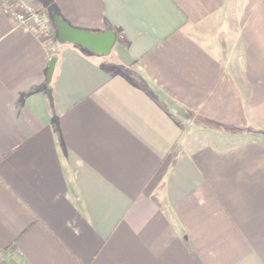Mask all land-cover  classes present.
I'll list each match as a JSON object with an SVG mask.
<instances>
[{
	"label": "crops",
	"instance_id": "obj_1",
	"mask_svg": "<svg viewBox=\"0 0 264 264\" xmlns=\"http://www.w3.org/2000/svg\"><path fill=\"white\" fill-rule=\"evenodd\" d=\"M28 1L126 63L0 2V264H264V0Z\"/></svg>",
	"mask_w": 264,
	"mask_h": 264
},
{
	"label": "water",
	"instance_id": "obj_2",
	"mask_svg": "<svg viewBox=\"0 0 264 264\" xmlns=\"http://www.w3.org/2000/svg\"><path fill=\"white\" fill-rule=\"evenodd\" d=\"M52 22L55 26L57 42L77 44L90 52L101 56H106L113 50L117 52L118 57L126 63L125 53L122 48H118V45L115 42V34L111 29L105 31H92L76 28L60 18L59 15H54ZM56 60L57 57L54 55L48 62L46 71L47 82L51 79ZM47 93L49 98H51V91L49 89Z\"/></svg>",
	"mask_w": 264,
	"mask_h": 264
},
{
	"label": "built area",
	"instance_id": "obj_3",
	"mask_svg": "<svg viewBox=\"0 0 264 264\" xmlns=\"http://www.w3.org/2000/svg\"><path fill=\"white\" fill-rule=\"evenodd\" d=\"M0 2L4 12L13 17L22 30L35 34L47 45V49L51 54L55 52V30L40 8L35 7L28 0H0ZM2 256L0 250V260Z\"/></svg>",
	"mask_w": 264,
	"mask_h": 264
},
{
	"label": "rangeland",
	"instance_id": "obj_4",
	"mask_svg": "<svg viewBox=\"0 0 264 264\" xmlns=\"http://www.w3.org/2000/svg\"><path fill=\"white\" fill-rule=\"evenodd\" d=\"M36 7V6H35ZM39 7V6H38ZM37 7V8H38ZM46 17H47V15H46ZM55 44L57 45V43H56V41H55ZM108 58L109 59H113L114 58V53L113 52H110L109 54H108Z\"/></svg>",
	"mask_w": 264,
	"mask_h": 264
},
{
	"label": "trees",
	"instance_id": "obj_5",
	"mask_svg": "<svg viewBox=\"0 0 264 264\" xmlns=\"http://www.w3.org/2000/svg\"><path fill=\"white\" fill-rule=\"evenodd\" d=\"M50 22H51V25H52L53 29L55 30V26H54L52 20H50ZM54 34H55V37H56V31H54Z\"/></svg>",
	"mask_w": 264,
	"mask_h": 264
}]
</instances>
